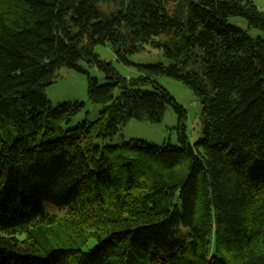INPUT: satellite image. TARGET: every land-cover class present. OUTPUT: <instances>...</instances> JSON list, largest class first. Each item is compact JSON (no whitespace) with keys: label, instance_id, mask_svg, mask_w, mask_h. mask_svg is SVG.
I'll return each mask as SVG.
<instances>
[{"label":"trees","instance_id":"16d2710c","mask_svg":"<svg viewBox=\"0 0 264 264\" xmlns=\"http://www.w3.org/2000/svg\"><path fill=\"white\" fill-rule=\"evenodd\" d=\"M173 2L0 0V264H264V40L229 22L264 32V12ZM105 44L140 77L101 61ZM149 46L169 64L130 62ZM61 68L87 76L94 121L70 127L86 103L49 100ZM160 77L200 102L195 144ZM169 108L178 146L123 138Z\"/></svg>","mask_w":264,"mask_h":264},{"label":"rangeland","instance_id":"374dc122","mask_svg":"<svg viewBox=\"0 0 264 264\" xmlns=\"http://www.w3.org/2000/svg\"><path fill=\"white\" fill-rule=\"evenodd\" d=\"M174 0H169L170 4H175ZM262 12H264V0H250ZM229 22L244 31L248 32L253 38H261L264 40V32L257 29H250L247 20L242 17H232ZM95 54L101 61L110 63L115 70L127 79H136L140 77V73L135 67H129L116 60L115 54L109 44L98 45L94 50ZM130 62L137 65H149L163 63L168 65V60L164 57V53L160 49L147 47L146 50L134 54L129 58ZM81 66L87 69L90 74L97 78L101 85L107 84L103 74L94 66L88 65L85 61L81 62ZM56 80L47 87L46 94L53 106L65 103L84 102L85 110L75 117L70 127H75L86 119L94 121L98 118L101 107L93 105L88 100L87 88L88 78L85 74L68 68H61L56 72ZM158 82L166 88L176 101L187 111L186 128L187 136L191 144H195L203 137V120L202 107L200 102L194 96L193 92L184 86L181 82L166 78H158ZM145 90H152L151 87H144ZM119 90L116 91L118 93ZM88 112V113H87ZM178 116L172 108L167 109L162 121L160 122H144L137 119L129 120L122 128V135L126 141L142 140L150 145L163 147L167 144L178 146L177 139Z\"/></svg>","mask_w":264,"mask_h":264}]
</instances>
